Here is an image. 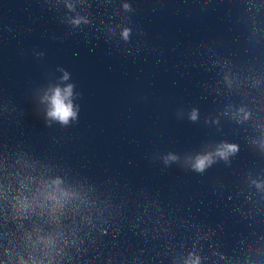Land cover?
Returning a JSON list of instances; mask_svg holds the SVG:
<instances>
[{
	"label": "water",
	"instance_id": "obj_1",
	"mask_svg": "<svg viewBox=\"0 0 264 264\" xmlns=\"http://www.w3.org/2000/svg\"><path fill=\"white\" fill-rule=\"evenodd\" d=\"M0 264H264V0H0Z\"/></svg>",
	"mask_w": 264,
	"mask_h": 264
},
{
	"label": "clouds",
	"instance_id": "obj_2",
	"mask_svg": "<svg viewBox=\"0 0 264 264\" xmlns=\"http://www.w3.org/2000/svg\"><path fill=\"white\" fill-rule=\"evenodd\" d=\"M125 37L127 36V31L124 32ZM67 78V77H65ZM71 86L69 85L68 88L64 90L63 95L61 94L60 89H56L54 92V95L52 97V109L48 112V116L60 121L63 124H67L69 118H74L75 113L72 110L71 103H66V98L70 95ZM193 119H195V114L192 116ZM236 150L235 145H223L221 149L217 150V155L221 158H226L227 154L229 152H234ZM176 158L174 156H169L165 162L167 163L168 160H175ZM212 158L210 154L198 156L192 167L196 171H203L207 166H209L212 163Z\"/></svg>",
	"mask_w": 264,
	"mask_h": 264
}]
</instances>
